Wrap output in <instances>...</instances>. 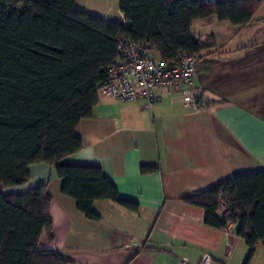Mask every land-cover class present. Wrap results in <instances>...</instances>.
Instances as JSON below:
<instances>
[{
    "label": "crops",
    "instance_id": "obj_1",
    "mask_svg": "<svg viewBox=\"0 0 264 264\" xmlns=\"http://www.w3.org/2000/svg\"><path fill=\"white\" fill-rule=\"evenodd\" d=\"M108 14L100 17L124 23L120 12L118 21ZM191 30L209 46L195 66L206 109L190 112L164 90L148 109L139 101L99 95L92 116L75 129L81 150L64 160L99 167L120 200L138 205L137 213L97 201L93 209L101 218L88 220L75 200L61 193L63 181L54 167L42 163L29 166L25 184L0 188L3 194H19L46 186L54 240L48 243L43 234L40 251L60 252L72 264H178L183 259L198 264L204 254L211 264L244 263L248 248L235 235L236 226H227L229 234L226 226L209 227L205 211L182 199L234 176L264 171V0L245 26L211 18ZM142 167L154 171L142 174ZM260 258L262 242L250 264Z\"/></svg>",
    "mask_w": 264,
    "mask_h": 264
},
{
    "label": "trees",
    "instance_id": "obj_2",
    "mask_svg": "<svg viewBox=\"0 0 264 264\" xmlns=\"http://www.w3.org/2000/svg\"><path fill=\"white\" fill-rule=\"evenodd\" d=\"M75 1L0 0V185L25 184L33 164L52 166L63 181L61 193L75 200L85 218L99 221L93 209L97 201L132 213L138 205L120 200L99 167L64 160L82 148L75 129L92 116L99 87L119 60L118 39L146 42L164 62L180 52L200 59L209 46L191 30L193 24L215 18L245 26L260 0L210 5L202 0H118L124 23L79 11ZM152 171L141 168L142 174ZM221 193L237 212L227 220L214 215ZM51 201L43 184L25 193L0 192V264H72L60 252L38 248L43 234L48 243L54 240ZM182 201L203 209L209 227L233 222L235 235L248 248L243 264H250L256 246L264 243V171L234 176Z\"/></svg>",
    "mask_w": 264,
    "mask_h": 264
},
{
    "label": "built area",
    "instance_id": "obj_3",
    "mask_svg": "<svg viewBox=\"0 0 264 264\" xmlns=\"http://www.w3.org/2000/svg\"><path fill=\"white\" fill-rule=\"evenodd\" d=\"M214 0H202L204 5L213 4ZM14 1H11V5ZM17 8H22L18 4ZM116 51L119 60L108 69L106 82L99 87V95L123 102H142L143 108H150L158 98L160 90L174 93L183 107L190 112L198 113L206 109L204 90L196 84L195 66L199 60L197 55L180 52L171 62L154 59L153 47L146 42H135L118 39ZM233 213L230 199L219 194L215 215L219 220H227ZM225 232L230 233L227 226L236 225L227 221ZM178 264H191L183 259ZM198 264H211L209 255L204 254Z\"/></svg>",
    "mask_w": 264,
    "mask_h": 264
},
{
    "label": "rangeland",
    "instance_id": "obj_4",
    "mask_svg": "<svg viewBox=\"0 0 264 264\" xmlns=\"http://www.w3.org/2000/svg\"><path fill=\"white\" fill-rule=\"evenodd\" d=\"M76 9L91 15L101 16L104 15L106 11L109 12V19L113 21H118V0H78ZM154 59H158L157 54L154 52L152 54ZM0 188H5L0 185ZM264 258H260L259 262H262Z\"/></svg>",
    "mask_w": 264,
    "mask_h": 264
}]
</instances>
